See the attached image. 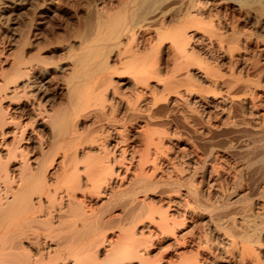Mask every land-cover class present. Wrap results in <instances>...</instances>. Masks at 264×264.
<instances>
[{"label": "bare ground", "instance_id": "obj_1", "mask_svg": "<svg viewBox=\"0 0 264 264\" xmlns=\"http://www.w3.org/2000/svg\"><path fill=\"white\" fill-rule=\"evenodd\" d=\"M53 2L0 0V264H264V0H100L66 63Z\"/></svg>", "mask_w": 264, "mask_h": 264}, {"label": "rangeland", "instance_id": "obj_2", "mask_svg": "<svg viewBox=\"0 0 264 264\" xmlns=\"http://www.w3.org/2000/svg\"><path fill=\"white\" fill-rule=\"evenodd\" d=\"M109 1H112V3L113 4H116L117 5V3H116V0H109ZM100 0H54V2L50 5V12L48 11V15L46 16L45 15V17L44 18H42L41 19V22L42 23H39V25H38V28H41V29H39V33L41 34V36L42 37H48V38H50L49 36H52V35H50V33L51 32H54V33H51V34H53V35H55L56 34V36L58 35L57 33H60V32H64L65 30L67 31H65V33L66 34H63V37H64V35H66L64 38L65 39H63V38H61L62 36H61V34H59V36H57V39L58 40H55V38H53V44L52 45H54L55 47V51H54V56H55V59L56 60H61V62H63V63H66V62H64L63 61V59L66 61L67 60V56H66V53H67V51H68V48H66V49H63L62 50V46H64V45H70L71 44V42H73V43H75V42H77L78 41V39L76 40L75 38H77V37H74V36H76V34H75V30L74 29H76V25L78 26V23H80L79 25H81V24H83V22H84V20H85V18L86 17H88V15H91L90 13L94 10V6L98 3L99 5H100ZM91 9V10H90ZM93 9V10H92ZM52 10V11H51ZM30 12H31V9L29 10ZM29 12V13H30ZM87 12H89V14H86ZM28 13V12H27ZM27 13H24L23 14V16H24V18L23 19H25V16L27 15H30L29 13L27 14ZM56 13V14H55ZM86 15V16H85ZM22 16V17H23ZM32 16V15H31ZM53 16V17H52ZM92 16V15H91ZM22 17H20V19L22 18ZM50 18V19H49ZM52 18V19H51ZM84 18V20H82ZM28 20V19H27ZM46 20H47V22H46ZM49 20H51V21H49ZM80 20H82L81 22H79ZM45 21V22H44ZM49 21V22H48ZM50 22H52V25L55 27V28H53V26L51 27V25L50 26H47V28H46V25H49L50 24ZM48 23V24H47ZM44 24V25H43ZM41 25V26H40ZM68 25H70V27L71 26H73V25H75V26H73V27H75V28H73V27H71V28H69V26ZM44 26H45V29H44ZM68 27V29L66 28H64V27ZM17 27H20V26H17ZM48 27H49V29H48ZM79 27V26H78ZM54 29V30H52V29ZM57 28V29H56ZM73 28V29H72ZM43 29V30H42ZM46 29H47V31H46ZM65 29V30H64ZM17 30H19L18 28H17ZM49 30V31H48ZM52 30V31H51ZM64 30V31H63ZM58 31V32H57ZM60 31V32H59ZM49 32V33H48ZM48 34L47 36L45 35V34ZM75 34V35H74ZM44 35V36H43ZM53 37V36H52ZM55 37V36H54ZM79 38V37H78ZM64 40L63 42V44H62V42L61 41H59V40ZM75 39V40H74ZM57 41V42H56ZM59 41V42H58ZM61 42V43H60ZM66 43H68V44H66ZM128 43L127 42H125L123 45H122V51L124 50V54L125 55H129L130 54V51H129V49H130V46L129 45H127ZM125 47H126V49H125ZM60 50V51H59ZM13 51H15L16 52V49H13L11 52H13ZM14 52V53H15ZM13 53V54H14ZM16 54V53H15ZM65 55V57H63L64 55ZM59 55L60 56H62L63 57V59H61L62 57H60L59 58ZM258 55H259V57L261 58V60L264 62V45H261V46H259V48H258ZM11 56H12V54H11ZM58 58V59H57ZM60 60H59V62H60ZM68 61V60H67ZM60 62V63H61ZM58 73V74H57ZM56 74H54V76H53V78H52V82H51V88L53 87V89L52 90H54L55 91V84H57V81L58 82H60L62 79H63V81L67 78V73H60V72H57ZM61 75V76H60ZM57 76H59V77H57ZM63 76V77H62ZM66 77V78H65ZM57 80H56V79ZM55 81V82H54ZM53 84V85H52ZM85 131H87V130H85ZM241 138H242V140H244L246 137L245 136H241ZM240 138V139H241ZM237 140V137H236V135H235V133L234 132H223V133H218V134H215L213 137H211L210 139H209V142L207 143V144H213L212 146L214 147V153H217L220 149H224L226 146H225V144H227V143H230V142H234V141H236ZM206 145V144H205ZM59 156H60V154L57 156L58 158H59ZM231 175H235V173H232ZM224 188H225V186H224ZM240 194H243V193H240ZM237 198V197H236ZM236 198H234L233 200H235ZM234 203L235 204H237L238 206H240L241 205V203H242V201H234Z\"/></svg>", "mask_w": 264, "mask_h": 264}]
</instances>
